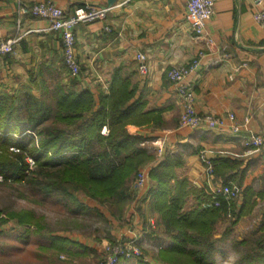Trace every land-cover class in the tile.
Instances as JSON below:
<instances>
[{"label":"crops","instance_id":"crops-1","mask_svg":"<svg viewBox=\"0 0 264 264\" xmlns=\"http://www.w3.org/2000/svg\"><path fill=\"white\" fill-rule=\"evenodd\" d=\"M41 1L57 4L67 16L87 4L113 7L106 20L81 23L75 28L82 67L77 78L70 76L65 65L60 32L46 30V19L19 12L21 6ZM256 1L216 0L214 14L199 36L187 20L185 0H0V38L22 36L14 53L0 57L3 91L32 87L41 96L36 84L53 89L61 82L77 91L91 90L99 97L108 90L116 70L121 69V77L137 88L132 102L141 100L146 113L161 116L157 127L148 123L127 126L131 135L144 137L142 145L151 153V160L142 167L148 171L146 187L134 196L121 218L115 217L108 206L83 195L79 200L85 207L82 217L101 214L98 220L111 227L110 233L103 235L100 243L79 228L56 231L53 235L67 240L64 244L69 250L55 252L58 259L65 255V264H80L84 256L96 254L100 258L104 240L138 238L141 246H169L167 236L153 233V222L159 216L153 205L161 194L159 183L149 172L173 171L169 195L181 191L189 209L205 197L196 187L205 185L203 154L213 161L217 182L242 188L234 200L239 216L235 218L232 241L219 249L236 247L239 256L244 247L249 248L250 240L264 234V145L259 150L247 146L245 131H230L232 121L227 118L228 113H235L238 123L247 122L250 130L264 138V28L254 17L264 8V0L260 5ZM138 53L148 59L147 75L138 69ZM196 58L199 66L188 80L193 82L197 110L224 117L225 129L180 126L182 102L167 72ZM159 140L164 141V148L158 154ZM245 240L249 241L246 246Z\"/></svg>","mask_w":264,"mask_h":264},{"label":"trees","instance_id":"trees-1","mask_svg":"<svg viewBox=\"0 0 264 264\" xmlns=\"http://www.w3.org/2000/svg\"><path fill=\"white\" fill-rule=\"evenodd\" d=\"M120 71L116 70L108 90L99 97L91 90L77 91L71 84L61 82L55 83L53 89L36 84L41 96L32 87L13 93L0 90V185L18 184L17 187L35 190L42 194L40 200L35 199L37 203L51 196L65 199L66 210L75 222L85 214L78 193L108 206L115 217L121 218L134 198L131 184L151 160L150 151L142 145L144 137L131 135L127 126L148 123L157 127L161 116L146 113L141 100L132 102L137 88L122 78ZM25 125L35 134L17 139L16 134ZM28 158L34 161V168ZM149 173L159 183L161 194L153 209L161 215L159 227L164 228L170 240L169 246L158 251L160 261L217 264L219 246L231 240L235 218L239 216L235 201L222 199L220 207L204 209L201 204L208 198L204 185L201 191L205 197L186 209V195L181 191L169 195L173 171ZM10 221L24 226L26 234L35 227L36 233L48 238L44 249L69 251L64 244L67 240L54 236L52 230L44 234L47 229L38 222L34 210H0L1 225L7 226ZM243 242L246 246L249 241ZM245 250L240 253L239 264H264V234L250 240ZM143 256L140 264H146Z\"/></svg>","mask_w":264,"mask_h":264},{"label":"built area","instance_id":"built-area-1","mask_svg":"<svg viewBox=\"0 0 264 264\" xmlns=\"http://www.w3.org/2000/svg\"><path fill=\"white\" fill-rule=\"evenodd\" d=\"M187 10V20L196 33L202 35L206 28L208 21L214 14V6L216 0H185ZM258 5L262 3L261 0L256 1ZM113 7H99L92 4H87L84 9H80L73 16H67L65 11L53 2H35L28 7L21 6V14H30L34 17L46 19L49 21V26L46 30L60 32L63 42V57L65 65L71 77H79L82 67L77 55L76 48V34L75 28L81 23H89L93 21H102L108 18V15ZM255 20L264 28V8L255 12ZM22 36L18 35L10 38H0V57H5L15 52L16 45L21 41ZM201 54V53H200ZM138 69L143 75L149 73V63L144 53L137 54ZM200 60L193 59L187 64H181L172 67L168 70L167 76L176 87L177 93L182 102V113L180 117V126L190 129H197L199 127H207L210 129H225L227 127L226 119L218 117L213 114H201L198 112L195 101V92L193 82L188 78L198 68ZM227 118L232 121V125L228 128L235 134H241L245 131V143L247 146L254 147L259 150L264 145V138L250 130L247 127V122L238 123L236 121V114L228 113ZM103 132H106L104 128ZM158 151L161 153L164 148V141L159 140ZM202 161L205 167V186L208 198L204 200L201 206L204 209H211L221 206V201H232L237 199L242 191V188L235 183H220L215 180L214 163L213 161L202 155ZM147 170L142 169L135 179V186L137 189H144L148 182ZM199 186L200 185H196ZM137 238H130L128 240L119 242L116 245L110 246L107 249L106 257L100 261V264H118L121 258L132 259L134 257L140 258V252L136 247Z\"/></svg>","mask_w":264,"mask_h":264},{"label":"rangeland","instance_id":"rangeland-1","mask_svg":"<svg viewBox=\"0 0 264 264\" xmlns=\"http://www.w3.org/2000/svg\"><path fill=\"white\" fill-rule=\"evenodd\" d=\"M0 90H4L0 88ZM14 90L11 89L10 93H13ZM34 131L28 127V125L23 126L22 132L16 134L18 139L21 136L25 135H34ZM12 151H18L17 148H11ZM31 168H34V161L31 158H28ZM135 180L131 184L134 190L132 194H140L139 189L136 188L134 184ZM14 186L10 185H0V210H20V209H30L34 210L38 222L43 224L45 229L44 234L48 235L51 232L61 231L64 232H73L78 228L83 230L85 236L90 239H101L104 238L103 235H108L110 233L109 228L106 223L98 220V216L91 217H79L75 222V219L69 215V212L66 210L67 207L64 204L66 201L57 196H51L45 198L43 203L35 202V199L40 200L39 197H42V194H37L35 190L32 192L29 188L24 189L23 186ZM24 189V190H23ZM137 191V193H135ZM38 198H36V196ZM34 195V196H33ZM83 194H77V198L82 200ZM80 200V201H81ZM2 217L5 214L1 215ZM160 214L153 225V233L157 235H163L165 237L164 228L159 227ZM85 218V219H84ZM68 222V224H67ZM33 231L29 234L24 233L26 230L24 226L16 224L13 221L1 225L0 223V264H65L67 257L61 255L60 259L55 256V252L48 251L43 248L45 244H48V238L41 235L42 233H36L35 227H32ZM77 235H80L76 233ZM167 238V237H165ZM128 240V239H127ZM125 241L124 239H119L115 243L109 241H103L101 247L102 256L98 258L96 254L94 256H84L80 260V264H100V261L106 257L107 249L110 246L116 245L119 242ZM136 247H138L140 255H144L143 259L146 264H168L166 262L160 261V256L158 255L159 247L155 245L144 244L140 245V240L137 238ZM44 244V245H43ZM230 246V245H229ZM229 246H224L228 248L219 249L218 256L216 258L217 264H239L240 255L236 253L238 249L236 247L230 248ZM164 247V245L162 246ZM232 247V246H231ZM246 247L242 249L245 250ZM125 258L120 259V264H140L138 258L134 257L132 260L125 262ZM59 261H62L59 263Z\"/></svg>","mask_w":264,"mask_h":264}]
</instances>
